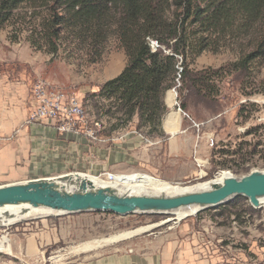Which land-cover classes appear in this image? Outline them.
<instances>
[{"label":"rangeland","instance_id":"374dc122","mask_svg":"<svg viewBox=\"0 0 264 264\" xmlns=\"http://www.w3.org/2000/svg\"><path fill=\"white\" fill-rule=\"evenodd\" d=\"M38 11L41 15L36 18L31 14L32 9L23 7L15 11L11 20L0 30L6 33L9 45L23 43L37 57L44 59L43 62L48 65V74L60 85L59 89L81 99L89 128L95 129V132L100 131V134L105 131V137L110 142L112 138L119 136L123 128H135L134 124L137 122L132 120L129 124L112 130L120 112L110 100L92 95L105 81V68L109 66L110 76H113L126 61L116 39L109 38L102 57L96 62H92L94 52L91 49L86 46L77 47L69 37H66L68 40L63 41L56 53H49L44 48L37 49L31 45L29 38L32 37L35 25L46 13L43 9ZM180 13H183V8L171 4L170 17H182ZM263 35L264 20H260L246 33L231 36L226 32L224 36L214 40L217 51L207 50L192 61L189 58L182 61L183 66L186 65L193 71L207 67L220 69L218 75L210 80V84L216 87V93L213 92L209 98L194 92L183 73L176 89V100L180 103V108L184 105L180 113L185 116V120L190 118L198 122L194 125L200 134H204L205 140L203 139L199 148L196 145L194 148H185L183 156L171 157L164 150V142L154 144V138L161 136H145L143 134L147 128H141L138 132L143 135L144 143L148 147L158 145L157 160L152 164L159 168V173L129 167L123 171L113 169L112 171L118 172L116 177L149 175L171 184L186 185L208 180L222 170L236 176L253 170L264 171V57L250 60L246 67L237 64L255 49L254 43ZM38 61L42 63L39 58ZM175 77L174 73L172 87L176 85ZM174 107L177 109L175 104ZM209 136L213 139L212 146L208 144ZM79 163L84 164V161L79 160ZM93 175L97 176L98 173ZM228 202L226 207H211L179 220H175V214L121 216L110 212H51L43 216L31 215L13 224L0 225V240L3 237L8 239L0 249V264H100L103 259H108L106 264H117L114 256L125 243H131L132 249L137 247L148 258L162 253L164 257L158 258L157 264H183L180 257L182 248L178 242L183 240L181 225L189 219L193 220L191 232L211 227L218 243L227 245L225 253L232 255L238 262L264 264V208H253L245 197H235ZM230 210L232 213L228 214L227 211ZM55 222L59 223L55 238L43 244L36 237L47 231L52 232L51 225ZM155 222L163 224L92 250L77 253L72 250L87 241L106 238ZM33 237L36 238L38 247L31 253L28 251V243ZM176 243L178 245L172 247ZM126 249L129 250V247ZM233 261L234 264H240ZM142 264L148 262L144 260ZM149 264L152 263L149 261Z\"/></svg>","mask_w":264,"mask_h":264},{"label":"trees","instance_id":"16d2710c","mask_svg":"<svg viewBox=\"0 0 264 264\" xmlns=\"http://www.w3.org/2000/svg\"><path fill=\"white\" fill-rule=\"evenodd\" d=\"M171 4L183 8L182 17H170ZM23 7L32 9L35 18L41 15L38 10L46 11L29 41L49 53H56L69 37L77 47L91 49L92 62H96L109 38L114 37L126 63L118 75L102 83L92 95L110 100L120 112L112 130L137 118L135 129L147 128L144 134L153 136H163L164 94L172 87L175 55H181L183 62L187 58L192 61L204 51H217L214 40L226 32L231 36L246 33L264 20V0H0V30ZM147 37L170 53L160 48L152 51ZM254 45L255 49L238 66L246 67L250 60L264 57V35ZM219 72V68L211 67L193 71L185 65L183 69L188 86L205 98L216 93L210 80ZM101 135L107 136L105 131Z\"/></svg>","mask_w":264,"mask_h":264},{"label":"crops","instance_id":"0c3cea01","mask_svg":"<svg viewBox=\"0 0 264 264\" xmlns=\"http://www.w3.org/2000/svg\"><path fill=\"white\" fill-rule=\"evenodd\" d=\"M38 58L42 63H39ZM43 61L23 43L10 46L6 33L0 32V184L53 176L67 171L99 174L105 169L118 173L112 170L123 171L129 167H137L149 173H159V168L152 164L157 160L158 145L148 147L142 138L145 134H139L132 126L123 128L119 136L112 138L110 142L107 138L93 141L79 133L61 134L55 129V123L46 119L25 124V119L35 104L31 93L35 81L43 79L52 87L60 88L53 76L48 74V65ZM125 63L113 76H110L111 69L107 66L103 71L106 74L105 81L118 75ZM169 90L164 94L166 111L161 119L163 136L155 137L154 144L164 142L165 152L171 157H178L183 156L185 148H194L195 145L199 148L205 138L194 125L198 122L190 118H186L189 121L185 120V116L167 102ZM171 111L177 113V120L167 119ZM134 120L137 122V118ZM79 160L84 161V164L79 163ZM192 221L189 219L181 225L185 238L182 237L183 240L178 243L182 248L180 257L183 264H234L232 255L225 253L227 245L218 243L215 233L211 231L213 229L203 227L204 232H191ZM51 227L52 232L47 231L36 237L43 244L55 238L59 223L55 222ZM36 238H31L28 243V251L31 253L38 247ZM130 245L131 243H125L118 249V254L114 256L117 264H142L144 260L148 264L149 261L157 264V259L164 257L162 253L159 256L153 254L152 257H145L137 247L132 249ZM106 261L108 259H103L100 264H106Z\"/></svg>","mask_w":264,"mask_h":264},{"label":"water","instance_id":"95a60500","mask_svg":"<svg viewBox=\"0 0 264 264\" xmlns=\"http://www.w3.org/2000/svg\"><path fill=\"white\" fill-rule=\"evenodd\" d=\"M87 173L67 171L53 176H43L0 184V208L25 206L28 209H46L53 214L80 212H110L129 214H174L178 210L194 209V214L217 207L231 199L243 196L254 208L262 207L264 198V171L253 170L242 176L228 174L220 181L209 178L210 184L200 190L183 191L173 195L149 191H122L111 184L96 186ZM113 183V182H112ZM162 222L140 226L110 237L115 242L160 226ZM108 238V237H106ZM103 239V238H102ZM96 242V243H94ZM107 244V243H106ZM88 245L87 247H84ZM103 245L101 239L87 241L73 247V252H84Z\"/></svg>","mask_w":264,"mask_h":264},{"label":"built area","instance_id":"2783aa9c","mask_svg":"<svg viewBox=\"0 0 264 264\" xmlns=\"http://www.w3.org/2000/svg\"><path fill=\"white\" fill-rule=\"evenodd\" d=\"M146 42L150 46L152 51L158 48L170 53V50H166L163 45L157 43V41L147 37ZM176 71L175 81L176 85L170 90L174 92L173 105L177 106V111L181 112L180 103L178 104L177 99V87L180 85V79L183 73L184 66L182 65V56L175 55ZM32 96L34 98V107L29 112L25 119V124H33L40 122L43 119L50 120L55 123V129L59 133H79L86 136L88 139L93 141H101L106 137L100 134V131L95 132V129L89 128L86 113L81 103V99L71 95L62 89L52 87L46 80L38 79L35 81L32 89ZM97 124V123H96ZM208 144L213 145V139L208 137ZM117 173L110 171H103L97 175L103 183H112L116 179ZM253 207V206H252ZM254 208V207H253ZM262 207H258L259 209ZM235 262H238L234 259ZM234 263V261H233ZM245 264V263H240ZM248 264H257L255 262Z\"/></svg>","mask_w":264,"mask_h":264},{"label":"bare ground","instance_id":"6f19581e","mask_svg":"<svg viewBox=\"0 0 264 264\" xmlns=\"http://www.w3.org/2000/svg\"><path fill=\"white\" fill-rule=\"evenodd\" d=\"M166 100L169 104H173L174 92L172 90H169L167 92ZM167 119L177 120V113L174 111L169 112L167 115ZM228 174H231V173H229L228 171L222 170V171H219L212 178H214L215 181H220L221 179H223V177H225ZM87 177L96 186L106 184V183H103L99 179V177H97L93 174H89V175H87ZM109 184H111L115 188L118 187V188L123 189V190L124 189L130 190V191L143 190V191H152V192H156V193H162V194H166V195H173V194H177V193H180L183 191H192V190L194 191V190L204 189L210 184V181L204 180V181H198V182H195L192 184H186V185L177 184V185H175V184H171L169 182L163 181V180L156 179V178L149 176V175H141V176H139V175L138 176L137 175H122V176L119 175L118 177H116V179L113 183H109ZM260 201L263 204L262 208H264V198H262ZM22 207H25V206H5L3 208H0V225L13 224V223H16L18 221H21V220L31 216V215L32 216H34V215H37V216L42 215L43 216V215H49L51 213L49 210L41 208L38 210L37 209H28L25 214H21L20 211H21ZM174 214L176 216L175 220H179V219L184 218L188 215L194 214V209L190 208V209L178 210ZM124 234L125 233L123 232V233L112 235L110 237L111 238L117 237L118 235H124ZM110 237L101 239L103 244L111 243L110 241H112V239H110ZM6 241H8V239L6 237H3L0 240V249L2 247H4V242L6 243ZM94 243H96V242H94ZM87 246L88 245H85L84 247H87ZM6 247L8 248V245H6ZM8 250H9V248H8Z\"/></svg>","mask_w":264,"mask_h":264}]
</instances>
